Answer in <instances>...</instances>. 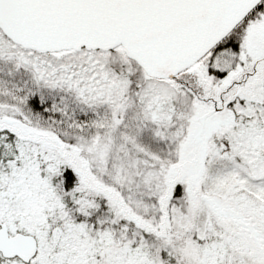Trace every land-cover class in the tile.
Masks as SVG:
<instances>
[{
  "label": "snow or ice",
  "instance_id": "1",
  "mask_svg": "<svg viewBox=\"0 0 264 264\" xmlns=\"http://www.w3.org/2000/svg\"><path fill=\"white\" fill-rule=\"evenodd\" d=\"M0 264H264V0H0Z\"/></svg>",
  "mask_w": 264,
  "mask_h": 264
}]
</instances>
